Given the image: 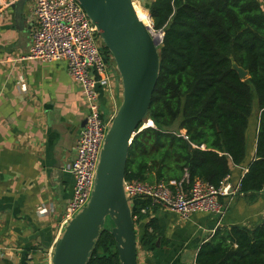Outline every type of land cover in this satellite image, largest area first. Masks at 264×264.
Wrapping results in <instances>:
<instances>
[{
    "label": "trees",
    "instance_id": "1",
    "mask_svg": "<svg viewBox=\"0 0 264 264\" xmlns=\"http://www.w3.org/2000/svg\"><path fill=\"white\" fill-rule=\"evenodd\" d=\"M149 13L154 31L164 32L160 75L144 122L154 127L134 137L125 180L178 182L187 170L190 182L218 188L246 159L257 106L256 159L239 193L258 194L264 189V0H156ZM102 53L108 61V50ZM233 63L248 72L246 80ZM150 207L148 201L135 206V224L148 218L139 210ZM159 237L150 220L141 246L155 250ZM88 264H120L109 230L101 232ZM196 264H264V220L218 230L201 246Z\"/></svg>",
    "mask_w": 264,
    "mask_h": 264
},
{
    "label": "crops",
    "instance_id": "2",
    "mask_svg": "<svg viewBox=\"0 0 264 264\" xmlns=\"http://www.w3.org/2000/svg\"><path fill=\"white\" fill-rule=\"evenodd\" d=\"M7 1L10 6L0 15V264H47L63 234L64 205L74 188L69 166L87 111L82 89L64 62L29 57L37 29L36 0ZM132 1L137 12L148 16L156 0ZM107 62L108 86L99 87L104 119L116 115L123 99L111 56ZM259 116L256 106L246 134V159L228 176L235 193L220 199L224 215L195 213L184 220L165 208L150 207L148 218L135 224L138 264H196L201 246L218 230L250 228L264 220V189L255 195L238 191L256 159ZM140 202L134 200L133 206ZM43 209L47 212L41 213ZM150 220L160 231L155 250L141 246Z\"/></svg>",
    "mask_w": 264,
    "mask_h": 264
},
{
    "label": "water",
    "instance_id": "3",
    "mask_svg": "<svg viewBox=\"0 0 264 264\" xmlns=\"http://www.w3.org/2000/svg\"><path fill=\"white\" fill-rule=\"evenodd\" d=\"M76 1L96 27L101 49H107L115 63L123 99L107 130L90 201L64 227L51 264H88L96 241L106 230L107 218L113 222L109 231L116 242L120 264H138L135 207L126 197L124 183L129 149L145 124L159 79V44L138 17L132 0ZM161 34L163 37L164 32ZM232 68L241 80L248 78V72L236 63ZM85 125L86 121L82 127ZM56 169L63 171L59 161ZM66 208L64 205L63 215Z\"/></svg>",
    "mask_w": 264,
    "mask_h": 264
},
{
    "label": "built area",
    "instance_id": "4",
    "mask_svg": "<svg viewBox=\"0 0 264 264\" xmlns=\"http://www.w3.org/2000/svg\"><path fill=\"white\" fill-rule=\"evenodd\" d=\"M9 6L7 0H0V15ZM35 16L37 29L32 36L29 57L46 63L64 62L68 75L82 89L87 111L86 125L76 146V156L69 166L74 188L61 220L64 229L90 201L101 150L114 118H103L99 102V87L108 86V62L102 53L96 27L76 0H36ZM148 16L151 19L149 12ZM149 123L152 122L148 120ZM147 124L142 125L139 132L154 127L153 123V126ZM228 180L229 177L218 188L202 180L190 182L186 170L178 182L150 184L138 180L125 181L124 191L132 208L134 200H142L150 202L151 207L165 208L184 220L195 213L220 218L224 215L220 199L235 193ZM149 210L142 208L140 214L146 215ZM46 212L44 209L41 211ZM47 264H51V259Z\"/></svg>",
    "mask_w": 264,
    "mask_h": 264
},
{
    "label": "rangeland",
    "instance_id": "5",
    "mask_svg": "<svg viewBox=\"0 0 264 264\" xmlns=\"http://www.w3.org/2000/svg\"><path fill=\"white\" fill-rule=\"evenodd\" d=\"M136 6H137V8L138 9H142V8H140V7H138V5L136 4ZM144 10V9H143ZM146 11V10H145ZM138 12H139V16H140V18L144 21V22H146V24H148L149 25V22H148V19H147V16H145L144 14H143V11L142 10H138ZM147 12V11H146ZM152 29H151V31L153 32L152 34H153V37H154V39H155V42L157 43V44H159V47L161 46V42H162V39H163V37H162V34H161V32H154V30H153V26H152V21H151V26H150ZM147 124V123H146ZM182 135H184L185 134V132H182L181 133ZM107 224H106V230H110V228H112L113 227V222L111 221V219L110 218H107Z\"/></svg>",
    "mask_w": 264,
    "mask_h": 264
},
{
    "label": "bare ground",
    "instance_id": "6",
    "mask_svg": "<svg viewBox=\"0 0 264 264\" xmlns=\"http://www.w3.org/2000/svg\"><path fill=\"white\" fill-rule=\"evenodd\" d=\"M134 7H135V5H134ZM135 10L137 11L136 7H135ZM147 13H148V12H147ZM137 14H138V12H137ZM138 17L140 18L139 14H138ZM140 20L143 22L144 25H146V26L151 30L150 25L146 24V22H144L141 18H140ZM156 44H157V43H156ZM147 126H152V123L147 124Z\"/></svg>",
    "mask_w": 264,
    "mask_h": 264
}]
</instances>
